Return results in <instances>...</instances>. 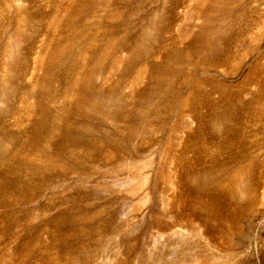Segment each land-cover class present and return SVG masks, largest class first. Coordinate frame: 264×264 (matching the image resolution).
Instances as JSON below:
<instances>
[{"label": "rangeland", "instance_id": "1", "mask_svg": "<svg viewBox=\"0 0 264 264\" xmlns=\"http://www.w3.org/2000/svg\"><path fill=\"white\" fill-rule=\"evenodd\" d=\"M0 264H264V0H0Z\"/></svg>", "mask_w": 264, "mask_h": 264}]
</instances>
